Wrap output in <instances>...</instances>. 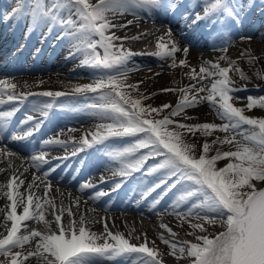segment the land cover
<instances>
[{
    "label": "snow or ice",
    "instance_id": "obj_1",
    "mask_svg": "<svg viewBox=\"0 0 264 264\" xmlns=\"http://www.w3.org/2000/svg\"><path fill=\"white\" fill-rule=\"evenodd\" d=\"M68 3L76 9V14L82 21L78 31L86 37V44L81 41L86 53V59L82 63L94 68L97 74L92 83L76 85L73 91L86 98L88 94H93L95 102L86 107L101 119L111 121L98 125L97 130L91 134V141L86 136L77 151H83L85 146L90 147L93 142L103 144L110 138H135V142L129 147L113 153L115 158L121 160V167L113 175L129 178L141 169H144L145 174L165 170L157 178L158 182L147 188L143 197L162 187L163 194H166L180 185L182 193L175 207L182 202L192 201L186 212H176V215L182 218V223L187 222L194 230L191 234L197 242H186L180 246L177 242L164 240V243L171 245L173 255L191 258L190 264H264V117L245 114L254 108L264 109V96L254 98L236 95L245 91L246 86L241 88L237 85L229 72L235 70L242 79L247 77L235 68L234 61L226 57L220 59L227 60L228 67H221L219 61H206L197 72L187 59L191 43L188 42L187 46L181 48L173 39L172 28L168 27L164 36L158 38L157 46L160 51L155 55L170 57L172 64L176 65V54L182 53L184 59H180L178 64L190 69L187 75L196 80L199 87L192 84L183 89H162L181 92L180 102L175 108L169 104H162L159 108L144 105L142 100L147 97L140 95L138 85L128 83L127 79L126 62L135 55L123 47L122 41L128 37L117 36L112 31L127 27L132 21L116 24L109 18V14L126 12L134 7L168 12L175 11L176 5L169 3V0H98L97 3H90V0H68ZM243 8L244 5L239 0H205L203 14L197 12L192 23L206 20L215 24L221 18L238 22ZM19 10L20 5L13 10V15ZM45 17L51 21L57 19L51 9L46 11L38 5L33 13V21ZM66 23L73 24V21L69 19ZM66 34L70 38L74 36L72 32ZM92 35L98 38L92 40ZM181 35L184 36V33L181 32ZM240 39L251 40L252 37L241 36ZM185 40L187 41L186 36ZM81 46L74 45V48L80 51ZM98 48L103 49L102 55L97 51ZM220 50L226 51L227 48L225 46ZM72 55L70 52L69 57ZM205 80H209L210 87L203 83ZM15 88V84L0 80V94L6 95L10 102L25 98V94L18 95ZM130 91H136L137 98H133ZM43 95L55 97L65 93L45 92ZM238 100H246L247 103L243 108L236 107L235 101ZM205 101L216 110L223 123L188 122L193 117L187 115V109ZM165 109L171 110L161 116ZM14 112L15 109L0 112V132L8 123L6 118L12 117ZM43 114L47 115V112L44 111ZM176 117L182 119L177 120ZM26 119L32 121L34 117L29 115ZM36 130L38 127L34 125L23 134L12 135L11 139L23 141ZM216 131L225 133L223 139L216 137L211 143L205 140L199 153L195 143L186 142L188 134L195 136L199 132L210 137ZM43 143L65 142L52 138ZM216 144L233 145L235 150L216 149L214 155H209L212 146ZM138 152L141 154L137 159L124 162L125 157ZM72 154L75 155L76 152ZM225 158L235 162L217 167L216 162ZM31 159L34 163L47 162L44 154L32 156ZM150 159L154 163L145 169L144 166ZM157 160L159 162H155ZM21 176L11 175L5 185L4 195L10 208L7 220L12 223L10 228L5 226L7 235L0 233V256L5 258L0 260V264H25L33 256L39 258L40 264H100L104 258L130 257L132 254L143 257L140 264H161L155 242H149L146 234L143 242L137 245L122 233L109 231L105 222L106 235H97L86 226L83 216L79 220L72 218L74 214L71 207L65 209L61 205L56 209L53 199L48 198L50 184L46 186L43 197L37 195L30 184L25 199L24 194L19 192V187L24 184ZM101 182H104L103 178ZM120 186V183L116 184L113 191ZM93 187L96 185L90 181L81 185V189ZM157 203L159 199L153 201V205ZM76 204L78 206L79 201ZM18 207L22 208L20 213L17 212ZM46 211H51L52 221L45 218ZM65 211L70 218L66 224L62 222ZM30 220L43 221L47 233L31 231L28 235H18L22 226L27 229L26 222ZM205 222L220 224L223 230L210 233ZM167 230L172 231L170 228ZM36 237H39L36 250L23 251L24 245ZM101 240L103 243L99 242ZM18 248L21 250H16Z\"/></svg>",
    "mask_w": 264,
    "mask_h": 264
},
{
    "label": "bare ground",
    "instance_id": "obj_2",
    "mask_svg": "<svg viewBox=\"0 0 264 264\" xmlns=\"http://www.w3.org/2000/svg\"><path fill=\"white\" fill-rule=\"evenodd\" d=\"M61 1L0 0V80H6L20 88L23 86L32 88V85L29 83L36 84L40 88H46L52 86L57 81L66 82V80L76 79L80 81L81 79L84 80L83 78L92 77L96 74L94 68H88L82 62L78 65L77 60L81 57H86L85 48L81 46V41H84L86 44V37L78 31L82 21L76 15V9L68 3V0H65L63 5H61ZM170 1H174V3L180 1L178 3L179 10L175 14L174 12L172 14L166 12L159 17L158 14H161L159 10L134 7L126 12L110 13L109 18L113 23L121 21L127 24L131 14L142 12L154 20H166L167 24L172 28L173 39L181 48L187 46L188 42L191 43L192 46L187 59L189 64L196 68V70L198 66H201L206 61L213 63L217 61L219 63L222 62L220 57H226L234 61L239 55H246L245 61L252 62L253 59H250L251 56L249 54L251 52H258L260 58L264 59V30L261 32L256 31L257 27L264 24V0H239V3L244 5L239 21L233 22L230 18H221L215 24L209 23L206 20L195 24L192 23L195 14L200 12L201 8L204 7L205 0ZM97 2L98 0H90V3ZM18 5H20V10L17 14L13 15V10ZM38 5L46 11L51 9L57 19L51 21L47 17L43 19L37 18L34 22L33 13L37 10ZM53 5L57 7H53ZM117 14L121 15L120 21L116 20ZM167 16H169L170 20L172 18V21L176 24H171L172 21L169 22L170 20H168ZM69 19L73 21V24L66 23ZM76 27L78 28L75 29ZM139 28H141L140 24L132 22L127 27L112 30L117 36L128 37V39L122 41L123 47L135 54L126 62L127 75H137L138 70L145 66H150L149 71L151 72L164 71L163 68L166 66H170L175 73L179 69L183 76L176 75L172 82H170V86L160 87L154 85L148 92L143 94V96L148 98L172 93V101L178 104L180 99H177L175 95L180 91H162V89H183L192 84H197V81L187 75L190 71L189 68L179 66L178 61L184 59L182 53L176 54V65L172 64V58L170 57L161 56L162 58H160L155 55V53L160 51L157 46L158 38L164 36L167 31L166 29L162 26H155L143 33H137L136 31ZM181 30L186 33L187 37L186 41L185 37L182 36L184 44H181L178 40ZM68 32L74 33V36L70 38L66 34ZM241 36H251L252 39L241 40ZM133 37L139 38L133 39ZM97 38L95 35L91 36L92 40ZM74 45L81 46V50L76 51ZM225 46L227 50L221 51L220 49ZM148 49L150 50L148 51ZM70 52L73 53L71 57H69ZM224 62L226 63L225 60L222 63ZM73 65L78 66L74 67ZM238 69L243 72L242 69ZM246 77L247 79H242L241 76L235 79L232 78L241 88L246 86L245 91H240L236 95L242 97L243 93L248 91L254 98L264 96L253 93L260 89L259 85L264 86V70H253L252 75ZM209 80H205L203 83L207 85ZM197 87H199V84H197ZM15 92L18 95L22 94L21 91ZM206 94L200 93V95ZM29 99L31 98L26 100V103L19 110L20 113L10 123L12 131L23 134L34 126L35 123H40V118L30 122L22 120V116L29 113L27 109ZM236 102L235 106L237 107ZM52 103L54 104L51 105L52 109L49 112V119H42L49 121L45 125L41 124L42 128L39 127L38 130L33 132L31 137L24 140L28 142V146H21L15 142H11L9 141V137L3 136L0 138V146L9 143L7 145L11 149H15L21 154L20 156H14L7 151L0 150V233L6 235L7 230L5 226L10 228L12 223L7 220V213L10 208L7 197L4 195L7 178L11 175L21 176L22 174L21 178L24 180V184L19 187V192H25V199L30 184L33 185V191L41 197L45 194L46 186L50 184L48 198L53 199L56 209L58 210L61 205L65 209L71 207L74 214L72 218L79 220L83 216L86 226L91 232L101 236L106 235V222L109 231L122 233L126 238H129L131 243L137 245L143 242L146 234L149 242H155L161 264H187L191 258L186 256L181 257L178 254L173 255L171 245L164 243V240L177 242L180 246L186 242H197L195 236L191 234L194 230L187 222L182 223V218L176 215V212H186L192 201L182 202L178 207H175L172 202L177 200L180 195L176 190L170 191L169 194H163V187L151 192L147 197H143V193L147 188L158 182V179H150V177L145 179L142 171L133 173L129 178L117 175L112 176L109 181L104 180V182H101L102 184L109 183V185L115 186L120 183L121 186L112 193L104 194L100 197L95 195L93 189H101V184H96L94 188L81 189V181H89L93 173H105L104 161H107V156L102 157L98 154L99 149H101L99 145L85 146L87 148L83 151L74 149L70 155L64 154L65 156L60 157L50 155L49 152L52 150L66 151V145L72 142L63 131L64 128L73 133L77 131L75 126L72 125L68 128L67 121L63 118L59 119L56 116L57 111L54 110V106L57 103L55 101ZM16 104H21L20 100L11 102L5 100L2 102L3 106L9 107ZM245 104H240L238 107L243 108ZM198 105H202L204 109L187 112L188 116L193 117L189 123L214 122V115L219 118L216 110L208 102L205 101ZM67 106L72 108V110H68L71 113H73L72 111H81L83 109L79 105ZM208 109L211 110V113L204 111ZM5 111H9V109L2 110V112ZM260 115H264V110ZM244 127L247 128L248 126ZM52 138H58L65 143H43ZM73 152H76V154L73 155ZM33 153L36 156L44 154L47 162L34 163L31 159ZM49 166H56V170L51 174L47 173L45 175L46 169ZM77 176L78 178L75 179ZM121 181L123 182L121 183ZM138 181L141 182L143 188ZM69 195L73 197V201L70 200ZM136 198L140 199L139 205H131V203L137 200ZM155 199H159V203L153 205V200ZM77 201H79L78 206L76 204ZM21 211L22 208L18 207L17 212L20 213ZM138 214L149 218L150 224H143L137 217ZM158 214L162 215L157 216ZM45 218L49 221L53 220L51 211H46ZM69 219L67 211H65L62 222L66 224ZM193 222L196 221L193 220ZM26 223L28 225L27 229L22 226L18 234L28 235L31 231L47 233L43 221L30 220ZM165 226L172 231L169 232ZM205 227L210 233H218L223 230L220 224H208L205 222ZM157 230H162L164 233L159 234ZM196 231L198 233V230ZM152 235H155V238H152ZM137 237L140 239H137ZM38 240L39 237L30 240V245L23 248V251H35ZM99 242L103 243L102 240ZM31 243L34 244L31 245ZM142 258V256L136 254H132L130 257L117 256L112 259L104 258L100 264H133V262L140 264ZM3 259L5 258L0 256V260ZM25 264H40V260L36 256L29 257L25 261Z\"/></svg>",
    "mask_w": 264,
    "mask_h": 264
},
{
    "label": "rangeland",
    "instance_id": "obj_3",
    "mask_svg": "<svg viewBox=\"0 0 264 264\" xmlns=\"http://www.w3.org/2000/svg\"><path fill=\"white\" fill-rule=\"evenodd\" d=\"M64 3H65V0H62L61 5H63ZM77 28L78 27H76L75 29H77ZM97 51L101 55L103 54V49L98 48ZM249 55L252 58L258 57L259 59H253L252 62H247V61H245L246 55H241V56L239 55V57L234 59L235 68L242 69L245 76H251L253 73V70H258V71L264 70V59L262 60L260 58L259 53L258 52H251V54H249ZM221 61L223 62L224 60H221ZM225 61H226V63L220 62L221 67H228L227 60H225ZM199 68H200V66H198L197 72H199ZM149 69H150V66H148V67L145 66V67L141 68L140 70H138L137 75H132V74L127 75L128 83L138 85L139 94L142 96H143V94L148 92L151 89V87H153L154 85L160 86V87L166 86V85L170 86V82H172V80L175 78L176 75H178L180 77L183 76V75H181V72L179 69L175 73V71L172 70V68L170 66L164 67L163 68L164 71H153V72H151V71H149ZM157 74H159V75H157ZM229 76L231 78L235 79V78L240 77V73H238L235 70H232L229 72ZM96 78H97V74L93 75L92 77L83 78L84 80L81 79L80 81L78 79L69 80V81L66 80V82L57 81L52 86L46 87V88L45 87L44 88L37 87L36 84H33V83H29L32 85V88H29V86L27 88L25 86H23L21 88L16 86L15 91H17V92L21 91L22 94H25V98L23 100H20L21 104H16L12 107L3 106L2 103H0V110L2 112L3 109H11V111L13 109H15L14 115L12 116L14 118L18 113H20L19 110L26 103V100L28 98H31L28 101L29 105H27V109L29 110V113L27 115L22 116L23 121L30 122L26 119L27 116H29V115L33 116L34 117L33 120H36V119L42 117L44 111H46V109L49 108V107L46 108L45 106L50 105V107H51V105L54 104L52 102L55 101L57 103L56 116L59 117V119L60 118L65 119L67 121V127L68 128H70V126H72V125L75 126L77 131L73 133V132L69 131L67 128L66 129L64 128L63 131L72 140V142L66 145V147H65L66 151H64V152L53 151V152H55V154H69L70 155L74 149H78L80 147L79 143L86 136L91 141V134L97 130L98 125H100L102 123H111L110 120L101 119L95 112L91 111L89 108L86 107L87 105L95 102L96 98L93 96V94H88V98H86L83 94L75 93L73 91V89L76 85L92 83ZM207 85H208V87H210V83H208ZM259 87H260V89L253 92V93L257 94V95H264V86L259 85ZM49 91L62 92V93H65V95L55 96V97L43 95V93L49 92ZM130 94L133 98H137V92L136 91H130ZM247 96H252V94L250 92L246 91L242 95V97H247ZM175 97L177 99H180L181 92H177ZM172 98H173L172 93H166L164 95H159L156 97H148L146 100H142V104L151 105L152 107L159 108L162 104L169 103V105H171L172 108H175L177 103H174L172 101ZM2 100L3 101L7 100V96L0 94V101H2ZM42 101H43V103H42ZM69 101L70 102L74 101V103H72V104H75V105L82 104L83 109L81 111H72L73 113H71L68 110H72V108L67 106V103H69ZM245 103H247L246 100H238L236 102V105L238 107V106H240V104H245ZM66 109H67V111H66ZM203 109H204V107H202V105H196L195 107L187 109V112H192V111H196V110L200 111ZM170 110L171 109H165L164 112L161 113L160 115L162 116ZM263 110L264 109L254 108L251 111H246L245 114L249 115V116H254V117H264V115L263 116L260 115V113ZM204 111L211 113V110H209V109L204 110ZM84 116H86L88 118H86ZM12 117H8V119L6 118L7 121H10L11 120L10 118H12ZM83 117L86 119H84ZM213 117H214V123H217V124L223 123V121L220 118H218L216 115H214ZM157 118H159V117H157ZM175 119L181 120L182 117H176ZM40 120H42V119L40 118ZM191 123H193V122H191ZM37 124L38 123H35V125H37ZM31 128H33V126ZM224 135H225V133L216 131L213 136L205 137L201 133L197 132L195 134V136L188 134L186 136V142L195 143L197 145L196 151H197V153H199L201 150L200 146L203 144V142L205 140H207L209 143H211V141L216 139V137H220L221 139H223ZM134 142H135V138L124 137V138H110L108 141H105L103 144L95 143V142H93L91 144V146L99 145V148H101V149H99L98 154H100L102 157L107 156V161H104L105 168H106L105 173L101 174V176H106V178H111L112 176H117V175H113V172L117 171L121 167V160L115 158L113 153L116 151H122L124 148L129 147ZM87 147H84V149ZM216 149H219L220 151H228V150L234 151L235 150L233 145L216 144V145L212 146V150L210 151L209 155H214ZM143 151H145V150H141V152H143ZM141 152H138V153H135V154H132L130 156L125 157L124 162L134 161L135 159H137L139 157ZM33 155L35 156L36 154L33 153ZM155 162H159V160H157ZM228 162H235V161H230V159L225 158V159H221V160L217 161L216 165H217V167H224ZM153 163H154V161L150 159L149 161L146 162V165L144 166V168L146 169L147 167L151 166ZM141 171H142V174L144 175L143 177H145V179H147L148 177H150V179H157L165 170H161L160 172L154 173V174H145L144 169H141ZM134 173H136V172H134ZM139 184L141 186V182H139ZM172 190H176L179 195H181V193H182V189H181L180 185H177V187L172 189ZM169 192L170 191H168L166 194H169ZM20 193L24 194L25 192L22 191ZM163 193H164V191H163ZM69 198L71 201H73V197L71 195H69ZM176 201L177 200L173 201L172 204L176 205ZM157 232L164 233V232H162V230H157ZM152 238H155V235H152ZM33 244L34 243H31V245H33ZM28 245H30L29 242H27L24 245V248L27 247ZM16 250H21V249L18 248Z\"/></svg>",
    "mask_w": 264,
    "mask_h": 264
}]
</instances>
